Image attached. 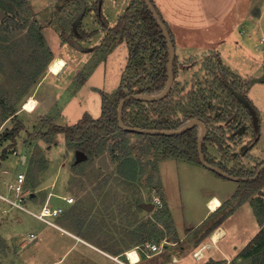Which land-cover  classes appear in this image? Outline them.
Wrapping results in <instances>:
<instances>
[{
    "label": "rangeland",
    "instance_id": "1",
    "mask_svg": "<svg viewBox=\"0 0 264 264\" xmlns=\"http://www.w3.org/2000/svg\"><path fill=\"white\" fill-rule=\"evenodd\" d=\"M2 1L6 7L0 5V9L8 15L0 17V96L15 101L19 110L14 118L5 119L0 107V158L4 149L8 152L0 164V194L9 197L10 185L16 182L19 173H24L26 189L34 197L29 195L25 205L35 211H40L44 205L62 207L64 211L60 215L49 219L64 230L46 224L0 198V264H60L61 255L69 248L70 255L65 263L96 264L90 262V257L98 259L97 251L84 241L111 254L121 252L120 256L106 257L97 264H132L125 254L127 249L123 248L127 245L132 249L141 245L135 252L149 258L152 254L146 255L147 251L149 253L147 244L152 243L159 244V253L165 251L166 245L169 249L163 256L144 259L140 264H169L175 261L173 253L177 256L189 253V259L177 260L179 264H196L193 261L202 259L203 249L192 251L202 241L211 239L208 235L214 225L226 224L229 235L224 231L221 239L227 236V240L234 242L246 240L254 233L255 227L247 215L240 214L244 208V202L240 203V200L244 193L250 194L246 201H252L245 208L252 204V208L264 212V203L260 201L264 200V173L258 176L256 183L245 188L240 180L226 177L224 184L218 183L202 178L200 170L214 172L205 165L196 167L198 165H192L190 160L164 158L150 148L142 151L136 136H131L127 147L131 154L140 157L141 162L136 176L126 179L117 167L119 160L113 159L108 152L109 170L98 165L99 156L80 166L76 149L66 142L63 133L44 135L51 123L66 127L78 123L84 115L101 116L103 94L111 96L121 85L128 64L129 45L126 41L116 43L110 51L108 35L104 31L86 40L74 38L80 47L69 42L72 23L80 21L81 17H78L79 0ZM84 1L87 6L94 2ZM101 10L110 24L116 22V9L108 0ZM7 16L13 21L10 22ZM96 16L94 10L88 13L81 28L99 29ZM240 29L245 30L244 26ZM39 30L44 36L41 39ZM262 37L264 23L250 46L229 32L226 44L219 49L224 65L238 69L239 74L228 68L239 76L238 85L256 106L260 125L244 118L241 114L245 111H242L238 119L223 122V128L217 130V136H223V143L214 140L208 145L211 158L225 164L229 170L250 174L247 178L254 176L259 164L264 162V82L251 83L260 69H264ZM57 53L65 58L56 56ZM217 53L215 49H204L196 58L178 56L176 79L180 86L198 87L201 80L210 83L212 76L206 66ZM244 59L253 64L242 63ZM67 65L69 72L60 77L54 75H59ZM147 66L151 69V65ZM24 87L29 88L28 92L25 93ZM35 96L45 103L37 112L25 110V101L30 97L36 99ZM17 120L24 123V129L13 143L5 133L16 126ZM257 135L261 136L257 142L259 147L252 151ZM113 139L108 140L109 145ZM233 184H237L239 195L222 201L219 212L201 225L204 228L189 232L187 228L206 212L203 198L214 193L223 195ZM155 195L160 198L161 205L149 209L140 206L141 202L152 203ZM64 197H72L74 201L68 203ZM235 210L239 215L224 222ZM210 225L212 227L207 228ZM205 228L206 236H203ZM244 262L254 264L251 260H221L213 255L197 264H246Z\"/></svg>",
    "mask_w": 264,
    "mask_h": 264
},
{
    "label": "trees",
    "instance_id": "2",
    "mask_svg": "<svg viewBox=\"0 0 264 264\" xmlns=\"http://www.w3.org/2000/svg\"><path fill=\"white\" fill-rule=\"evenodd\" d=\"M20 1L26 2L27 0ZM151 1L158 10L154 0ZM103 2L104 0H95L91 6H87L85 2V12L81 15L80 21L72 23L69 35L73 39L78 37L86 40L97 34V30L88 31L81 28L83 18L94 10L102 29L107 32L106 40L108 41L109 50L114 49L117 45L116 43L123 41H126L129 45L128 64L123 71L121 85L111 96L103 94L100 117L92 118L89 115H84L78 123L66 127L51 123L48 125L49 129L46 130L44 135L63 133L66 142L72 145L71 147L85 154L84 158H77V163L80 166L108 152L113 159L119 160L117 167L120 174L126 179L136 176L137 168L141 162L140 157L131 154L130 147H127L131 136H136L139 148L142 151L150 148L152 151L156 150L161 153L164 158H182L202 164L198 151V138L201 128L198 125L181 134L173 135L130 132L119 126L118 106L122 98L135 93L156 94L165 88L168 80L167 63L169 51L163 31L144 0H131L123 14L119 16L117 23L112 27H109L108 20L102 13ZM0 5L6 7V3L2 0H0ZM7 19L10 22L13 21L10 16H7ZM163 21L165 22L164 19ZM165 24L175 44L173 34L166 22ZM38 33L40 39L44 37L41 30ZM177 57L176 54L173 65L175 80L168 95L157 101L128 100L123 113L125 125L142 129L178 130L188 121L200 119L208 128L203 142V151L207 162L231 175L239 177L249 176L250 174L248 175L244 172L229 170L225 164L216 162L208 153L209 142L217 140L218 143H223V136H217V130L223 128V122L231 123L238 119L240 112L245 111L241 115L244 118H250L254 123L253 115L249 108L229 88L231 86L246 96L237 83L240 80L239 76L230 72L217 53L214 54V58L210 59L211 61H208L209 64L206 66L209 70V76H212L210 83L209 80H201L197 83L198 87L194 85L190 88L185 85L181 87L176 79V74L178 73ZM147 65H151V69ZM134 80H136L135 83ZM24 89L26 88L24 87ZM28 89L25 90V93L28 92ZM250 103L256 110L258 125H260L258 110L252 101ZM0 107L5 119L14 118L19 110L15 101L10 98L6 100L1 96ZM22 129H24V123L17 120L16 126L10 131L6 130L5 136L15 143L16 137ZM241 135L238 136L241 137ZM110 138L115 140L113 139V142L109 145L108 140ZM259 139L260 136L257 135L256 143ZM7 154V149H4L0 164L2 160L7 158ZM263 163L259 164V166ZM216 173L222 176L220 173ZM261 173H264V170ZM256 180H241V182L245 188L256 183ZM238 191L234 194V197L239 195L240 192ZM249 195L244 193L240 203L245 202ZM241 256L253 261L254 264H264V223L257 234L244 247Z\"/></svg>",
    "mask_w": 264,
    "mask_h": 264
},
{
    "label": "crops",
    "instance_id": "3",
    "mask_svg": "<svg viewBox=\"0 0 264 264\" xmlns=\"http://www.w3.org/2000/svg\"><path fill=\"white\" fill-rule=\"evenodd\" d=\"M128 1L129 0H108V2L112 4L116 9V13H115L116 22L114 24H110L108 21L109 27H112L117 23L119 16L125 11L126 7L128 6ZM105 2L106 0H104L103 3L105 4ZM154 2L156 6L158 7V10L162 18L165 20V22L167 23V25L169 26L171 30V33L173 34V38L175 41V47H176V54L177 56L179 57L181 56L182 58H190V57L196 58L198 55L203 53L204 49H212V50L215 49L218 51V55L222 59V54L220 53L219 49H221L222 46L226 44L225 41L227 40L226 38L227 33L231 32L235 37L239 38L247 46H250L252 44V40L254 38L255 33L261 29L264 23V0H154ZM104 4L102 5V7L104 6ZM119 5H121L120 9H119ZM90 21L88 24L92 22ZM97 24L100 25L98 20H97ZM241 26H244L245 30L240 29ZM85 30H86V27H85ZM91 30H97V33L99 34L104 31L101 25L99 29H91ZM104 32L105 34H107L106 31ZM243 33H247V34L245 35ZM263 42H264V37L260 39V43L263 44ZM57 55H61V54L57 53L56 56ZM242 63L253 64L252 61L247 60V59H244ZM226 67L234 71L235 73L239 74L238 69H236L235 67L233 66L231 67V65L226 66ZM67 69H68V65L62 70V72L59 75L57 74H54V75L60 77L64 72H65L64 74L67 73L68 71ZM262 74H264V69H260L259 74L256 76H259ZM36 100H37L36 108L33 110L35 112H37V110L41 107V105L44 102L42 100L39 101L40 99H38L37 97H36ZM260 140H261V136H260ZM258 143L255 146H253L252 151L254 149H257V147H259ZM176 159L186 160L182 158H176ZM186 161H189V160H186ZM191 163L192 165H198L196 167H200V166L202 167V165L199 163L192 162V161ZM214 172H208L207 170L199 171V173L202 175V178L205 177V178L213 179L215 182L223 183V184L225 183V181H227V180H224V177L219 176ZM237 189H238L237 184H233L231 185L230 190L227 191L223 195L214 193V194L207 195V197H204L203 202L206 205V212L204 213V215L198 222H196L192 227L190 228L188 227L187 230L189 232H194L195 230H198L201 227L204 228V226H201V225L208 220L210 221L209 217H214V214H216V212H219L220 208L223 206L222 201H226V199L228 198L229 199L233 198ZM263 190H264V187H263ZM215 198L219 199L221 204L220 206H218L216 210L214 209L212 210V208H210L211 207L210 203ZM251 201L252 200H248V202L246 201L242 204L244 208H242L243 210H241L240 214L245 213L247 215L248 219L250 220V224L255 227L254 233L250 234L248 238L246 237L247 238L246 240L244 239L241 242H234L233 240H227L226 239L227 236L221 239V237H223L224 231H228V235H229V229L226 224H224V226L220 225L218 227H214L215 226L214 224H213L214 225L213 227L210 225L209 227H207L209 229L212 227L210 229L211 230L210 234L208 235L209 239L211 238L212 234L217 229L221 230L220 238L218 242L212 241V238L210 239L211 241L204 239L205 241H202V243H200L199 246L194 247L192 253L196 250L203 249L202 254H204L201 260L199 261L194 260L193 261L194 263L196 264L200 263L204 261L206 257H209L210 255H213L215 258L217 259L219 258L221 260L222 259L226 260L227 258L228 259L235 258L237 261H240V262L241 261L243 262V260H246V261L249 260L241 256L242 250L245 247V245L257 234V232L261 229L262 224L264 223L263 210H260L259 208H255L254 206L252 208V204H250L248 208H245ZM260 201L264 203V200H260ZM244 211H247V212H244ZM237 213L238 212H236V210L231 211V213L227 215L228 218L226 217V220L224 222L227 223L231 219L236 218L239 215V214L237 215ZM207 228H205L203 232V236H206ZM80 241H84V239L83 240L81 239ZM84 242L86 245L90 246L92 249L97 251L96 252L97 255L95 256H97L98 259H95L94 257H90V260H91L90 262L93 261L97 264L99 263L98 260L101 261L102 259H104L105 261L106 257L112 258L111 256H115V255L120 256L121 252L111 254L110 252L106 251L105 249L93 243H89V242L87 243V241H84ZM140 246L141 245H135L134 251L136 248ZM166 246L167 247L165 251H162L160 253L159 252L152 253L149 250L150 254H152L151 257L143 258L144 257L143 255L141 256L139 255V261L136 263L134 262H131V263L140 264L144 261V259L153 260L159 257L160 255L163 256L166 250L169 249V246L168 245ZM123 248L127 249L126 251L132 250V248L128 247V245L127 247L124 246ZM69 251H71L70 248L66 250L64 254L61 255L59 259L60 264H69V263H65L67 258L70 255ZM126 251H125V254H126ZM187 254L188 255L186 256L185 255L177 256V254L173 253L172 256H176V258L174 259L175 261H172L169 264H179V261L181 259H184V258L185 260L189 259L190 257L189 253ZM198 254H201V252ZM244 263L247 264V262H244Z\"/></svg>",
    "mask_w": 264,
    "mask_h": 264
},
{
    "label": "water",
    "instance_id": "4",
    "mask_svg": "<svg viewBox=\"0 0 264 264\" xmlns=\"http://www.w3.org/2000/svg\"><path fill=\"white\" fill-rule=\"evenodd\" d=\"M80 4H81V11L78 13V17H80L86 9V3L84 0H79ZM144 2L146 3V5L148 6V8L150 9V11L152 12V14L154 15L157 23L159 24V26L161 27L163 34L166 38L167 41V45H168V51H169V59H168V63H167V76H168V80L166 83L165 88L156 94H148V93H135V94H131L128 95L124 98H122L119 102V106H118V122H119V126L127 131L130 132H146L149 134H164V135H173V134H181L183 132H185L186 130L192 128L195 125L200 126L201 128V133L199 135L198 138V151H199V158L200 161L203 165H205L207 168L220 173L222 176L229 178V179H234V180H256L258 178V176L260 175V173L264 170V164H262L258 170L256 171V173L254 174V176L252 177H239V176H234L229 174L228 172L224 171L223 169L211 165L210 163L207 162L205 155H204V151H203V142L205 140V137L207 135L208 132V128L206 126V124L200 120V119H192L190 121H188L183 127H181L178 130H153V129H142L139 127H129L126 126L124 121H123V113H124V107L125 104L128 100L130 99H140L143 101H157V100H161L163 99L165 96L168 95V93L170 92L173 84H174V80H175V76H174V69H173V65L175 62V58H176V47L175 44L172 40L171 34L165 24V22L163 21L162 17L160 16L158 10L156 9V7L154 6V4L152 3L151 0H144ZM6 13L3 12L0 9V17L1 18H5L6 17ZM68 36V35H67ZM69 42H71L72 44H74L75 46L80 47V45H77L76 41L71 38L68 37ZM257 82H264V74H262L261 76H257L255 78H253L251 80L252 84H255ZM230 90L233 91L236 96L242 100L246 106L249 108V110L251 111L252 115H253V119H254V124H258V115L256 113V110L254 109V107L252 106V104L250 103V101L248 100V98L242 94L241 92L235 90L233 87L229 86ZM85 154L82 151H77V158H84ZM98 165L101 166L103 169L105 170H109L111 167V164L109 162L108 159V155L106 153L102 154L97 161ZM143 208H154V204L153 203H147V202H142L141 205Z\"/></svg>",
    "mask_w": 264,
    "mask_h": 264
},
{
    "label": "built area",
    "instance_id": "5",
    "mask_svg": "<svg viewBox=\"0 0 264 264\" xmlns=\"http://www.w3.org/2000/svg\"><path fill=\"white\" fill-rule=\"evenodd\" d=\"M26 175L24 173H19L16 182L10 185V196H5L0 194V198H3L4 200L10 202L13 207L24 210L31 215L35 216L36 218L40 219L41 221L45 222L46 224L53 225L57 228H60L61 230H64L62 227L55 224L53 221H51L49 218L53 216L60 215L64 209L62 207H52L49 205H44L40 211H35L30 208H28L25 205V202L28 199V196L30 195V192L26 189ZM64 199L68 203H72L74 201V198L72 197H64ZM152 203L154 206L161 205L160 198L158 196L153 197ZM148 249L150 252L155 253L160 251V246L157 243L147 244ZM150 252L146 253L147 256H149ZM117 257H115L116 259ZM125 264V263H124Z\"/></svg>",
    "mask_w": 264,
    "mask_h": 264
},
{
    "label": "bare ground",
    "instance_id": "6",
    "mask_svg": "<svg viewBox=\"0 0 264 264\" xmlns=\"http://www.w3.org/2000/svg\"><path fill=\"white\" fill-rule=\"evenodd\" d=\"M36 104H37V100L34 98V97H30L27 101H25L24 103V109L27 110V111H33L35 108H36ZM220 200L215 198L213 199V201L210 203V208H212V210H216L218 208V206H220ZM220 231L221 230H216L211 238H212V241L214 242H218L219 238H220ZM126 255L127 257L129 258V260L131 262H138L139 261V255L134 251V249L132 250H128L126 251Z\"/></svg>",
    "mask_w": 264,
    "mask_h": 264
}]
</instances>
